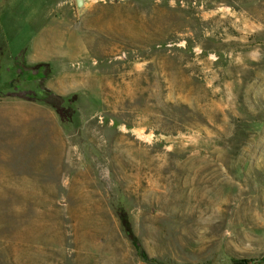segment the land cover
Returning <instances> with one entry per match:
<instances>
[{
  "label": "rangeland",
  "instance_id": "rangeland-1",
  "mask_svg": "<svg viewBox=\"0 0 264 264\" xmlns=\"http://www.w3.org/2000/svg\"><path fill=\"white\" fill-rule=\"evenodd\" d=\"M46 2L88 52L64 95L48 66L0 74V264H264V0H0L1 21Z\"/></svg>",
  "mask_w": 264,
  "mask_h": 264
},
{
  "label": "crops",
  "instance_id": "crops-1",
  "mask_svg": "<svg viewBox=\"0 0 264 264\" xmlns=\"http://www.w3.org/2000/svg\"><path fill=\"white\" fill-rule=\"evenodd\" d=\"M63 4L44 3L41 9L36 8L29 15V19L23 22L19 31H16L9 13L1 21V10L0 44L3 47L0 49V54L4 56L0 55V59H4L6 63L0 64V74H5V71L9 73L10 69H5L8 62L21 60L25 67H49V77L37 80L39 85H44L45 90L64 95L73 89V81L68 78L73 73L71 67L80 63L83 55L86 57L89 37L72 35L75 22L71 19L69 6ZM74 4L76 7L75 0ZM91 39L94 40V37ZM85 60H83L84 64Z\"/></svg>",
  "mask_w": 264,
  "mask_h": 264
},
{
  "label": "water",
  "instance_id": "water-1",
  "mask_svg": "<svg viewBox=\"0 0 264 264\" xmlns=\"http://www.w3.org/2000/svg\"><path fill=\"white\" fill-rule=\"evenodd\" d=\"M86 2H87V0H75L76 7L78 9H81L85 5Z\"/></svg>",
  "mask_w": 264,
  "mask_h": 264
},
{
  "label": "trees",
  "instance_id": "trees-1",
  "mask_svg": "<svg viewBox=\"0 0 264 264\" xmlns=\"http://www.w3.org/2000/svg\"><path fill=\"white\" fill-rule=\"evenodd\" d=\"M45 92L49 93V91L45 90ZM133 242H135V240L131 239ZM143 254V253H142ZM234 264H246L244 261H239V262H236Z\"/></svg>",
  "mask_w": 264,
  "mask_h": 264
}]
</instances>
